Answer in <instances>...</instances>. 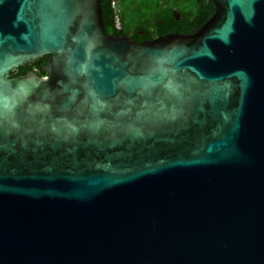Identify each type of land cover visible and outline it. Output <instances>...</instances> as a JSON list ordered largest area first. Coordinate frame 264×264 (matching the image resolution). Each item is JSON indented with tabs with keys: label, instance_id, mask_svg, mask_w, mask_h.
Listing matches in <instances>:
<instances>
[{
	"label": "water",
	"instance_id": "water-1",
	"mask_svg": "<svg viewBox=\"0 0 264 264\" xmlns=\"http://www.w3.org/2000/svg\"><path fill=\"white\" fill-rule=\"evenodd\" d=\"M209 1L138 43L0 0V264H264V0Z\"/></svg>",
	"mask_w": 264,
	"mask_h": 264
},
{
	"label": "trees",
	"instance_id": "trees-1",
	"mask_svg": "<svg viewBox=\"0 0 264 264\" xmlns=\"http://www.w3.org/2000/svg\"><path fill=\"white\" fill-rule=\"evenodd\" d=\"M120 11L115 14L111 0H103V14L106 32L112 36L125 35L141 43L168 33L192 34L215 14V6L209 0H119ZM180 13V18L174 15ZM120 18L121 29L115 26ZM129 17V21L127 20ZM132 25V30L126 27ZM141 36V38H139ZM49 56L44 57L32 67L44 77L42 68ZM28 68H20L19 75Z\"/></svg>",
	"mask_w": 264,
	"mask_h": 264
},
{
	"label": "built area",
	"instance_id": "built-area-1",
	"mask_svg": "<svg viewBox=\"0 0 264 264\" xmlns=\"http://www.w3.org/2000/svg\"><path fill=\"white\" fill-rule=\"evenodd\" d=\"M111 7L112 9L115 11V14H118L119 11H120V3H119V0H111ZM115 26L117 29H121V22H120V18L116 17V20H115Z\"/></svg>",
	"mask_w": 264,
	"mask_h": 264
},
{
	"label": "flooded vegetation",
	"instance_id": "flooded-vegetation-1",
	"mask_svg": "<svg viewBox=\"0 0 264 264\" xmlns=\"http://www.w3.org/2000/svg\"><path fill=\"white\" fill-rule=\"evenodd\" d=\"M121 28H122V27H121ZM168 34H169V33H168ZM160 36H162V35H160ZM157 37H159V36H157ZM157 37H156V38H157ZM139 38H141V36H139ZM154 39H155V38H154ZM145 41H146V40H145ZM34 65H35V64H34ZM34 65H33V66H34ZM33 66H30V67H23V68H28L27 72H29V71H36V70H34V69L32 68ZM27 72H26V73H27ZM36 72H37V71H36ZM26 73H25V74H26Z\"/></svg>",
	"mask_w": 264,
	"mask_h": 264
},
{
	"label": "rangeland",
	"instance_id": "rangeland-1",
	"mask_svg": "<svg viewBox=\"0 0 264 264\" xmlns=\"http://www.w3.org/2000/svg\"><path fill=\"white\" fill-rule=\"evenodd\" d=\"M127 20H128V21L130 20L129 17H128ZM126 30H127V31H128V30H132V25L130 24L129 26H127V27H126Z\"/></svg>",
	"mask_w": 264,
	"mask_h": 264
}]
</instances>
